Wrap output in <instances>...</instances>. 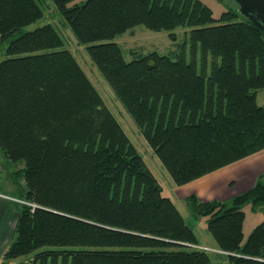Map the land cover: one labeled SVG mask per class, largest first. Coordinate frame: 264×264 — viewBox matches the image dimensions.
I'll return each instance as SVG.
<instances>
[{
	"label": "trees",
	"instance_id": "trees-1",
	"mask_svg": "<svg viewBox=\"0 0 264 264\" xmlns=\"http://www.w3.org/2000/svg\"><path fill=\"white\" fill-rule=\"evenodd\" d=\"M181 186L264 150V29L202 0H53ZM242 14V13H241ZM38 0H0V150L26 191L4 264H217L106 105ZM190 26L187 46L127 60L113 39L137 25ZM61 48V49H58ZM56 49V50H55ZM134 53H136L134 51ZM210 67V70H209ZM230 264H264V172L229 201L187 197ZM43 247H55L44 248ZM11 261H15L11 263Z\"/></svg>",
	"mask_w": 264,
	"mask_h": 264
},
{
	"label": "rangeland",
	"instance_id": "rangeland-1",
	"mask_svg": "<svg viewBox=\"0 0 264 264\" xmlns=\"http://www.w3.org/2000/svg\"><path fill=\"white\" fill-rule=\"evenodd\" d=\"M212 10L213 16L218 19L223 12L231 9L239 11V4L235 0H202ZM44 10V16L35 23L28 25L24 30H33L45 24H52L64 37L65 45L61 48L70 49L79 60L95 86L100 91L106 105L112 110L118 120L122 123L126 133L135 144L139 152L143 155L145 161L150 166L163 187V195L170 197L178 206L184 215L186 222L195 229L202 246L206 248L211 257L217 264H230L226 255L217 248H213L215 240L207 228V217L196 215L185 199H182L180 186L177 185L160 157L148 143L147 139L139 129L131 114L127 111L123 103L117 97L110 84L104 78L99 68L94 63L88 53L87 45L78 41L70 28L68 22L56 6L53 0H38ZM240 13V12H239ZM244 15L240 13L238 20H243ZM190 26H180L174 31L176 40H172L168 30H151L144 25H137L132 31L118 35L113 40L123 48L124 56L127 60L134 58L139 52H148L156 50L161 54H170L179 49L181 45L187 46V57L190 61L189 51V33ZM8 42L2 43L0 38V61L7 58ZM58 48V49H61ZM56 50V49H55ZM134 51L136 53H134ZM210 70V67H209ZM264 91V90H262ZM262 97L259 98L261 102ZM23 162H11L7 160L0 150V191L10 194L11 196L23 197L26 191V184L22 176ZM246 218L244 223L245 239L249 236L255 226L264 219V208L255 207L247 204L244 207ZM55 248V247H43ZM219 253V254H218ZM219 256V257H217ZM33 255L23 256L19 260H29V263L36 264L32 261ZM52 261H49L51 264ZM37 264H40L37 263ZM62 264V260L59 261ZM70 264V263H69Z\"/></svg>",
	"mask_w": 264,
	"mask_h": 264
},
{
	"label": "crops",
	"instance_id": "crops-1",
	"mask_svg": "<svg viewBox=\"0 0 264 264\" xmlns=\"http://www.w3.org/2000/svg\"><path fill=\"white\" fill-rule=\"evenodd\" d=\"M262 90L258 92V100L262 97L261 102L258 101L260 104H264V91ZM263 172L264 150L181 185L179 191L182 199L186 201L187 197L192 194H196L203 200L229 201L235 195L250 190ZM21 200L22 197L11 196L0 191V264H4L5 253L15 236V228L21 211ZM213 248H216V242L213 243ZM14 262L11 261V263Z\"/></svg>",
	"mask_w": 264,
	"mask_h": 264
},
{
	"label": "water",
	"instance_id": "water-1",
	"mask_svg": "<svg viewBox=\"0 0 264 264\" xmlns=\"http://www.w3.org/2000/svg\"><path fill=\"white\" fill-rule=\"evenodd\" d=\"M240 8L239 11L248 19L264 29V0H235Z\"/></svg>",
	"mask_w": 264,
	"mask_h": 264
},
{
	"label": "built area",
	"instance_id": "built-area-1",
	"mask_svg": "<svg viewBox=\"0 0 264 264\" xmlns=\"http://www.w3.org/2000/svg\"><path fill=\"white\" fill-rule=\"evenodd\" d=\"M21 202L29 203V202L24 201V200H21ZM29 204H32V203H29ZM32 205L35 206L34 204H32ZM199 247L206 249V248H205L204 246H202V245H199Z\"/></svg>",
	"mask_w": 264,
	"mask_h": 264
}]
</instances>
